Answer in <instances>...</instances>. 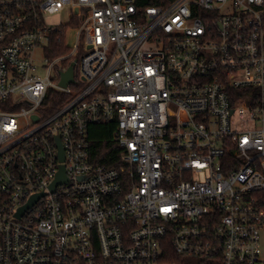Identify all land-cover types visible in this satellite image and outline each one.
Wrapping results in <instances>:
<instances>
[{
  "label": "built area",
  "instance_id": "2783aa9c",
  "mask_svg": "<svg viewBox=\"0 0 264 264\" xmlns=\"http://www.w3.org/2000/svg\"><path fill=\"white\" fill-rule=\"evenodd\" d=\"M260 193L264 0H0V264H264Z\"/></svg>",
  "mask_w": 264,
  "mask_h": 264
},
{
  "label": "trees",
  "instance_id": "16d2710c",
  "mask_svg": "<svg viewBox=\"0 0 264 264\" xmlns=\"http://www.w3.org/2000/svg\"><path fill=\"white\" fill-rule=\"evenodd\" d=\"M70 26L77 27L79 22L75 21ZM65 28H62V32ZM62 35V33H61ZM51 49L48 52V56L53 58L55 56L63 55L67 52V48L63 44V40L57 43L55 39L51 40ZM81 55V51L77 53L75 59H78ZM58 108V105L52 104V106L46 111V114H51ZM115 129L114 124L110 123H98L93 124L88 128V140L90 142V154L91 161L95 164H105L111 167H118L120 164V151L115 147L113 141V131ZM259 198L264 201V193L257 194Z\"/></svg>",
  "mask_w": 264,
  "mask_h": 264
},
{
  "label": "rangeland",
  "instance_id": "374dc122",
  "mask_svg": "<svg viewBox=\"0 0 264 264\" xmlns=\"http://www.w3.org/2000/svg\"><path fill=\"white\" fill-rule=\"evenodd\" d=\"M46 23L50 26H60L62 24H66L69 21V11L68 10H62L60 12H57L55 14H51L46 16L45 19ZM79 25L81 24V20L79 19ZM79 27V26H77ZM77 27H72L71 29H67L66 30V36H65V40H67V43L70 44L72 41V36L76 30ZM37 59H42V57L44 55H42L41 53H39L37 51V53L35 54ZM37 73L40 76H44L45 75V69L41 66V64L38 62L37 64ZM260 250H261V257L264 258V231L260 232Z\"/></svg>",
  "mask_w": 264,
  "mask_h": 264
},
{
  "label": "water",
  "instance_id": "95a60500",
  "mask_svg": "<svg viewBox=\"0 0 264 264\" xmlns=\"http://www.w3.org/2000/svg\"><path fill=\"white\" fill-rule=\"evenodd\" d=\"M74 64H75V62H72L69 65V67L67 68V70L65 72L61 73L60 84L63 87H65L68 83H72L74 81V78H73ZM60 155H61V158H63L62 151H60ZM63 169H64L63 166H61L60 172L57 175V179L53 182V184L51 186L52 189L56 186V184L64 181ZM37 198H38V196L32 197L26 205H24L23 207H21L18 210V212L16 213V217H20L23 214V211L26 208L30 207Z\"/></svg>",
  "mask_w": 264,
  "mask_h": 264
}]
</instances>
